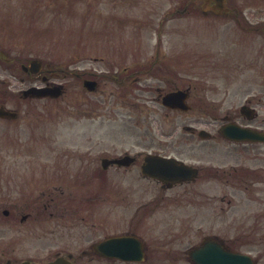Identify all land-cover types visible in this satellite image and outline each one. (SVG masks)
<instances>
[{
  "label": "rangeland",
  "instance_id": "1",
  "mask_svg": "<svg viewBox=\"0 0 264 264\" xmlns=\"http://www.w3.org/2000/svg\"><path fill=\"white\" fill-rule=\"evenodd\" d=\"M90 1L0 0V51L15 60L12 62V70L1 63L0 79L13 82V75H16L26 79V87L32 84L42 85V82H33V79L23 73L19 59L25 64L38 60L44 65L50 64L54 69L63 68L77 72L93 70L99 73L106 70V67L95 59L106 56L115 57L120 63V71L124 72V68H128L129 72L133 69L138 71L140 76L138 87L143 89L148 85L145 90H141L133 83L129 86L127 83L125 87L111 83L109 88L115 90L116 98L100 101L106 104H102L98 111L91 113L86 106H81L86 96L83 81L61 73L53 81L65 86L66 96L62 100H26L17 107L21 110L20 114L24 115L23 119L15 123L0 124V190L6 188V182L10 179L11 189H16L13 197L18 199V189H24L26 205H35L34 201L39 202L41 198L48 199L49 195L54 196L57 202L61 201L62 197L55 191L51 179V174L59 169H56L58 161L55 156H64L69 161L70 156L77 155L76 163H78L80 157L84 156L81 152L89 146L94 159H90L89 162L86 159L85 163L96 166L102 148L98 147L99 142L122 141L123 144L119 145V148L106 149V152L118 151V153L126 150L151 151L136 148L135 143L139 141H143L146 146L152 141L172 142V139H168L167 133L187 125L188 119L184 122L186 115L165 116V111L157 102L143 100L147 98L151 101L152 97L157 96L155 89L168 87L167 77H170L172 82H177L180 78L193 84L201 82L203 87H211L210 94L217 93L218 96H212L210 101L219 105L221 117L238 109L245 102L248 97L245 95V87L250 86V92L253 94L263 93L264 57L260 56V51L264 40L260 36L246 33V42H240L239 38L236 40L233 37L228 43H207L211 36L204 35L199 48L181 51L176 48L178 37H162L159 47L160 38L155 25L163 17L165 8L168 3H172V0H145L151 8L147 22H153L154 30L150 33L152 35L146 34L145 38L139 40V46H143L138 51L133 53L111 51V53L109 50H103L102 40L99 34L95 33L98 28L96 19L92 21L93 26L96 25L92 29L93 32L85 28L86 20L83 15L86 14L85 10ZM70 5L72 7H69ZM261 6L259 0H242L241 5L246 14L264 12ZM73 7H76L74 15L68 12H73ZM138 14L139 19L142 14L140 11ZM167 58L183 59L187 63L184 67L168 70L163 67V62ZM150 61H161V63L146 68L147 62ZM191 61L198 62L192 67ZM204 81L207 83L205 84ZM25 85L21 84V87ZM126 95H128L127 99L121 100ZM10 105H13L12 102ZM190 114L192 118L198 115L196 112ZM182 136L183 132L179 137ZM180 155L190 160L195 157ZM10 161L11 173L5 170V163ZM83 182L86 183L79 181L78 184ZM96 184L86 183L94 190L98 189ZM261 188H264V185ZM165 195L163 196L170 214L168 211H161L162 208L160 213H155L149 218V222H145L139 229L142 235L156 246L169 243L173 236L179 239L165 248L166 251H174L173 255L160 260L147 261L145 264H192L187 258L186 251L201 243L204 238L214 236L223 239L238 251L251 254L259 264H264V194L252 198L245 195L229 197L233 199L232 206L223 204L219 197L217 208L214 204L206 206L204 213L197 214L196 219L192 211L195 210L197 213V208L189 206L193 204L188 203L182 208L176 201L179 199L178 194L168 192ZM250 199L252 201L248 205ZM86 204L84 206L82 202L79 203L82 211H85L82 215L89 210L91 223L99 227L100 211L104 205L99 192L93 191ZM221 207L228 209V213L224 214ZM257 216L259 222L255 225ZM151 219H153L152 224ZM30 222L26 225L27 229L34 226V223ZM169 222L171 225L167 226ZM42 226L55 228L52 222ZM142 227L144 228L141 229ZM19 229V225H14L11 229L0 227V237H3L6 231L10 252H15L17 256L22 255ZM97 233L96 230H90L87 237L93 241ZM86 245L77 243L71 247L78 256ZM46 253L47 251L37 257L35 262H47L51 257ZM12 258L15 257L11 255ZM83 263L82 260L78 262V264ZM86 264L120 263H108L95 258Z\"/></svg>",
  "mask_w": 264,
  "mask_h": 264
},
{
  "label": "flooded vegetation",
  "instance_id": "2",
  "mask_svg": "<svg viewBox=\"0 0 264 264\" xmlns=\"http://www.w3.org/2000/svg\"><path fill=\"white\" fill-rule=\"evenodd\" d=\"M239 1L241 0H227L225 7L229 11L221 12V9H216L215 0H172V3H168L165 8L163 17L155 25L157 33L160 38L178 37L177 44L182 46L176 48L182 47L181 50L196 48L201 44L203 34L213 37L221 36L219 28L224 26L229 27L228 30L235 34L236 40L240 35L236 32H252L264 40V12L246 14ZM260 5L264 10V0H260ZM138 11L142 14L139 19ZM85 13L89 21V30L92 31L96 27V25L93 26V19L98 21L97 32L102 37L104 51L134 52L138 49L139 36L154 30L153 22H147L151 14L150 5H145L140 0H91L87 4ZM204 26L206 28H203ZM215 27L218 28L215 29ZM260 56L264 57V41ZM5 61L11 63L9 59ZM99 62L106 67V70L100 74L93 70H84L82 73L74 70L68 72L74 77L84 78V81L93 80L98 83V86L100 84L101 92L97 90L85 93L83 105L89 110L98 105L97 101L116 97L115 90L109 88L111 83L120 86H126L127 83L129 86L133 83L138 87V81H140L139 73L135 69L129 72L128 68H124V72L120 71V63L115 57L103 56ZM191 62H193L191 66L194 67L198 61ZM163 63L164 68L171 70L186 66L187 61L166 60ZM158 64L160 63L150 62L147 68ZM48 68L49 66L42 71L39 78L30 77L41 80L44 85H53L51 79L53 77L50 76ZM167 80L168 87L156 89L157 97H152L151 101L147 98L143 100L162 105V98L166 94L177 91L186 93L187 103L192 107L191 111L182 113L163 106L166 116L184 114L186 115L184 122L188 119V124L182 127V130L178 127L167 133L168 139H172V142L152 141L146 146L143 141H139L135 143L136 148L151 151L138 153L127 150L119 153L103 150L99 152L96 166L85 163L86 159L88 162L94 159L89 146H86L84 156L80 157L78 163H76L77 156L69 157V161L64 156H57L56 169H59H55L51 179L55 191L62 197L60 202L49 195L48 199L41 198L39 202L34 201L35 205H26L24 189H18V199H15L13 195L16 189H11L10 179L6 182V188L0 190V227L11 229L14 225L20 226L19 245L22 255L17 256L15 252H10V243L6 239L5 231V235L0 237V264H21L25 261L35 264L37 257L46 251V254L51 257L48 261L62 258L78 264L80 260L89 262L99 258L105 262H113L114 259L109 260L97 254L96 244L112 238L124 237L140 239L146 259L159 260L166 258L164 252L167 244L156 246L154 242L150 243L142 235L139 227L149 222V218L162 208L161 211H168L166 202L161 196L167 195L168 192L178 194L179 199L176 201L179 202L180 207L183 208L190 203L193 205L189 206L197 208V213L195 210L192 211L196 219L197 214L204 213L206 206L214 204L217 208L219 197L223 204L232 206L233 199L229 197L245 195L252 198L264 194V188H261L264 185V141H237L228 139L223 134L224 127L238 125L255 134L264 135V87L263 93L256 94L250 92V86L245 87V95L248 96L245 102L238 109L221 117L218 116L219 105L210 101L212 96L217 95V93L210 94L211 87H203L201 82L193 84L191 81L180 78L177 82H172L170 77H167ZM2 83L5 85L4 92L0 93V107L7 108L11 98L19 104L23 102L21 96L26 87L20 86L22 83L26 84L25 78L15 77L12 85L7 81ZM204 83L206 84L207 81ZM146 86L148 85L144 88H147ZM11 87L13 91H17L15 94L10 93ZM144 88L140 89L145 90ZM244 105L249 109L245 111L246 115L242 112ZM11 110L17 111L14 108ZM195 112L198 115L192 118L190 113ZM20 119L18 114V117L14 119L0 118V123L7 124ZM165 120L169 122L166 117ZM181 132L183 136L179 137ZM106 141L99 142L98 147L116 149L118 145L123 144L122 141L117 140ZM93 145L97 146L96 143ZM149 154L173 159L179 166H184L187 170L191 169L195 173L186 172L184 179L177 182L151 177L144 173L146 157ZM180 154L195 157L190 160L183 158ZM123 159L126 160L121 165L103 164V161ZM5 164V170L11 173V161ZM79 181H86L88 185L97 183L98 189L88 187L85 182L78 184ZM93 191L99 192V196L104 200L100 211L101 225L99 227L91 223L89 210L82 215L85 211H82V206L79 205L82 202L86 206ZM251 201L250 199L247 204L249 205ZM216 208L215 211H217ZM213 211L212 209L211 212ZM221 211L224 214L228 213V209L224 207H221ZM153 219L150 221L151 224ZM30 221L34 223V226L27 229L26 225L31 223ZM47 222L54 223L55 228L42 226ZM90 230L98 232L93 241L87 237ZM77 243L78 245L87 244L78 256L71 247ZM170 253L168 252V255ZM11 255L15 257L13 260Z\"/></svg>",
  "mask_w": 264,
  "mask_h": 264
},
{
  "label": "water",
  "instance_id": "3",
  "mask_svg": "<svg viewBox=\"0 0 264 264\" xmlns=\"http://www.w3.org/2000/svg\"><path fill=\"white\" fill-rule=\"evenodd\" d=\"M222 3L225 0H220ZM36 65L35 62L32 63L31 69L34 71L33 67ZM28 94H33L37 97L51 95L58 97L61 94L60 89H30L27 91ZM182 93H174L165 97L164 103L170 107L186 109L183 103ZM240 131V133H239ZM234 129L232 132V137L237 135L246 136L247 133L242 130ZM248 137V136H246ZM169 162L163 158H157L151 160V165L159 166L161 164ZM153 174H158V170H154ZM104 244L98 246V251L101 255L118 258L124 261H144V254L142 251H139L140 245L135 241H129L128 243L118 242L116 239L113 241H108ZM190 259L194 264H255L251 256L241 253H236L228 250L221 241L218 239H207L200 246L192 249L190 251ZM58 262L54 263L57 264Z\"/></svg>",
  "mask_w": 264,
  "mask_h": 264
}]
</instances>
